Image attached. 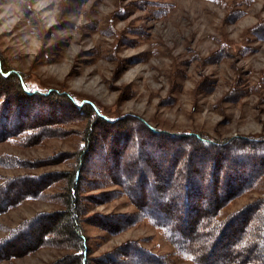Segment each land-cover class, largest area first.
I'll use <instances>...</instances> for the list:
<instances>
[{
    "label": "rangeland",
    "instance_id": "rangeland-1",
    "mask_svg": "<svg viewBox=\"0 0 264 264\" xmlns=\"http://www.w3.org/2000/svg\"><path fill=\"white\" fill-rule=\"evenodd\" d=\"M167 2L173 4L169 16L154 19L152 8L147 10L141 0H0V55L31 87L44 93L52 90L50 96L71 93L114 118L133 115L160 131L205 132L210 138H264V39L252 38L247 32L264 18V0ZM227 4L246 13L227 23ZM243 48H249L244 56L240 53ZM220 49H228V58L217 53ZM49 114L44 112V118ZM63 120L65 125L57 131L45 125L50 129L39 146L0 144V154L15 155L23 162V168L0 169V174L17 177L69 171L85 138L86 118ZM36 122L43 125L49 120ZM127 149L121 161L125 170L131 157ZM42 160L66 163L33 169ZM88 169L86 175L96 174V179L85 181L79 196L86 213L82 230L87 264H97V258L130 241L142 242L171 259V264H193L176 259L170 243L147 221L106 238L91 223L97 221L90 222V218L130 214L136 208L126 197L97 206L92 199L103 192L93 190L97 166ZM48 192L42 200L26 201L0 215V239L25 219L59 210V199ZM259 196L241 197L225 212L242 209ZM201 229L203 223L191 233V240L200 248L211 241L201 235ZM42 245L0 264H69L64 258L75 254Z\"/></svg>",
    "mask_w": 264,
    "mask_h": 264
},
{
    "label": "trees",
    "instance_id": "trees-1",
    "mask_svg": "<svg viewBox=\"0 0 264 264\" xmlns=\"http://www.w3.org/2000/svg\"><path fill=\"white\" fill-rule=\"evenodd\" d=\"M141 1L147 10L152 8L154 19L169 16L173 6L167 0ZM227 13L226 22L234 23L246 12L227 4ZM247 32L263 40L264 18ZM248 49H241V55ZM226 52L228 49H220L217 53L228 58ZM51 92L31 87L23 74L10 68L0 55V144L39 146L47 139L48 129L57 131L65 125L63 119L86 118L85 138L69 171L17 177L0 174V215L26 201L42 200L48 191H53L60 205L55 212L25 219L0 239V262L49 244L75 252L64 258L70 260L69 264H87L88 248L82 230L86 213L79 196L85 181H95L96 174L88 176L86 172L96 165L98 178L93 190L103 191L92 199L97 206L126 197L136 208L130 214H97L90 218V222L97 221L91 223L106 238L147 221L170 243L176 259L184 262L264 264V138H210L205 132L160 131L139 117L114 118L91 101H79L65 92L50 96ZM243 92L247 93L239 94ZM46 111L50 114L44 118ZM41 119L49 122L37 125ZM126 147L131 157L125 170L121 161ZM57 163L66 161L42 160L33 169ZM152 167L159 171L156 173ZM20 168L23 162L17 156L0 154V169ZM254 193L260 196L249 205L225 212L234 201ZM200 223L201 235L211 240L201 248L191 240V233ZM125 244L97 258V264L173 263L140 241Z\"/></svg>",
    "mask_w": 264,
    "mask_h": 264
}]
</instances>
